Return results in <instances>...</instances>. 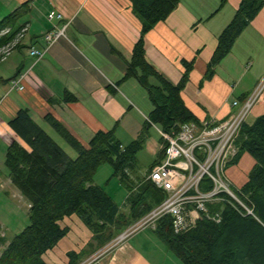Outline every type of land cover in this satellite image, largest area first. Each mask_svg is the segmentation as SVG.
Wrapping results in <instances>:
<instances>
[{
  "label": "crops",
  "instance_id": "obj_1",
  "mask_svg": "<svg viewBox=\"0 0 264 264\" xmlns=\"http://www.w3.org/2000/svg\"><path fill=\"white\" fill-rule=\"evenodd\" d=\"M3 1L9 13L27 4V12L18 20V26L27 31L9 57L0 62V145L8 147L14 140L25 145L9 126L21 108L29 109L34 120L57 141L61 136L46 120L48 115L60 121L85 146L98 131L114 129L123 145L144 134L143 148L130 174L136 182L148 180L152 165L160 156L162 141L158 126L148 122L153 104L147 89L135 77L124 79L142 29L132 0ZM221 1L181 0L165 20L145 34L147 61L171 83L181 80L184 60L194 62L182 98L199 120L226 119L232 112V101H244L264 80V7L216 66L214 75L205 77L218 36L241 3L227 0L220 8ZM51 11L61 13L63 18L50 20ZM65 24V33L47 43L45 35ZM44 45V56L36 61L29 51L32 47L43 49ZM28 71L31 79L24 81L25 88H12V81ZM249 114V124L264 114V90ZM143 158L150 161L144 169ZM255 164L256 160L245 152L230 167L232 185L241 188ZM9 182L12 183L10 178ZM94 183L98 185L96 179ZM118 185L126 190L122 204L113 196L118 195L119 186L113 192L106 191L128 214L129 191L121 183ZM62 225L69 227V232L44 254L48 264H69V252L76 253L74 264H80L105 251L116 238L100 244L76 214L65 217ZM154 231L148 227L132 233L103 253L100 260L103 264H167L168 249ZM7 240L8 244L10 239Z\"/></svg>",
  "mask_w": 264,
  "mask_h": 264
},
{
  "label": "trees",
  "instance_id": "obj_2",
  "mask_svg": "<svg viewBox=\"0 0 264 264\" xmlns=\"http://www.w3.org/2000/svg\"><path fill=\"white\" fill-rule=\"evenodd\" d=\"M180 1L132 0L142 29L124 76V79L137 78L147 89L153 104L148 122L170 133L177 131L182 123L199 121L182 98L194 62L184 60L181 80L171 83L147 61L145 34L165 20ZM226 2L222 0L220 8ZM26 5L0 20V47L15 38L22 28L18 20L27 12ZM263 7L264 0H241L232 20L218 36L206 78L214 75L216 66L232 51L237 38ZM46 120L76 156L72 157L36 122L29 109L21 108L9 121L26 146L12 141L6 149L4 163L12 183L29 201L30 223L7 244L0 255V264H48L44 254L67 235L69 227L63 226L62 221L74 214L100 244H106L165 198L150 180L136 182L130 174L143 148L144 134L123 145L114 129L98 131L85 146L53 116H46ZM236 143L239 152L230 165L237 164L245 152L256 160L248 181L241 188H234L252 213L245 209L238 211L230 203L217 204L211 206V211L220 212V221L202 214L196 225L185 232L175 231L170 216L159 219L155 234L183 264H264V114L252 124L242 125ZM106 163L113 168L112 177L118 178L129 191L128 214L104 187L94 183L98 169ZM68 255L69 264H74L76 253Z\"/></svg>",
  "mask_w": 264,
  "mask_h": 264
},
{
  "label": "built area",
  "instance_id": "obj_3",
  "mask_svg": "<svg viewBox=\"0 0 264 264\" xmlns=\"http://www.w3.org/2000/svg\"><path fill=\"white\" fill-rule=\"evenodd\" d=\"M48 17L50 20L63 18L62 14L56 11H51ZM67 26L68 24H65L48 32L45 35L46 42L51 43L63 35ZM26 31L27 28L22 27L11 42L0 47V62L6 60L20 44ZM44 46L43 49H30L29 53L36 57V61L44 56L46 45ZM28 79H31L29 71L20 74L12 81V88L23 90L24 81ZM263 90L264 80L244 101L233 100L232 112L224 120L211 117L185 122L180 124L177 131L171 133L158 127L163 153L155 160L147 179L162 190L164 200L121 233L105 251L94 254L80 264H103L100 260L103 253L140 229H155L158 220L164 216L172 218L176 232H185L196 225L202 214L209 219L220 221V212L211 211V206L217 204L230 203L238 211L245 209L251 214L252 210L239 197L227 178L226 168L238 155V134L252 107L261 99ZM0 235H4L1 225ZM1 253L2 251L0 255Z\"/></svg>",
  "mask_w": 264,
  "mask_h": 264
},
{
  "label": "rangeland",
  "instance_id": "obj_4",
  "mask_svg": "<svg viewBox=\"0 0 264 264\" xmlns=\"http://www.w3.org/2000/svg\"><path fill=\"white\" fill-rule=\"evenodd\" d=\"M4 3L5 2L3 0H0V20L6 14L9 13V12H6V5ZM249 115L250 114H248L246 120H249ZM58 142H60L64 146V148L66 149L68 153L70 152L72 154L71 155L72 157L76 156V152L72 149L71 146H69V144L64 142L61 138L58 139ZM6 148H7L6 146L0 145V175H1L0 177V221L2 223L1 226L3 227V230H4V235H0V252L1 251L3 252L4 249L6 248L7 241H8L7 239L11 240L15 236L16 233L20 232L25 226H27L30 223L27 199L23 195H21L22 193L20 194L18 192L17 188H15V185L9 182V178H10L9 170L6 167L5 163H3L4 158H5ZM143 159H144L142 160L143 167L141 168L144 169L146 168V166L148 167V164L150 163V161L148 158H143ZM233 165L229 164L226 168V176L228 179L231 177L230 167H232ZM112 173H113V168L109 164L106 163L100 166V168L98 169L95 175V179L98 185L106 188V190L109 192H113L116 186H119L118 184H120L119 181L115 177H112ZM233 179L235 180L233 181L236 184L240 185V182L238 180H236L235 178ZM229 181L232 182L230 179ZM108 182H110V185H107ZM119 187L121 190H119L118 195L115 196V193H114L113 196L117 201H119V204H122L123 198L125 197L126 190L121 186ZM234 188H238V187L235 186ZM133 224L134 223L130 224L129 227ZM120 235L121 234H119L118 236ZM117 237L112 241V243H114V241L117 240ZM166 256L168 259L167 264H183L180 261V259H178L169 249L166 252Z\"/></svg>",
  "mask_w": 264,
  "mask_h": 264
}]
</instances>
